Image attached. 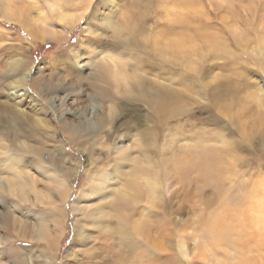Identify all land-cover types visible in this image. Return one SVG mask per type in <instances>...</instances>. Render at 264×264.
Masks as SVG:
<instances>
[{"label": "rangeland", "instance_id": "1", "mask_svg": "<svg viewBox=\"0 0 264 264\" xmlns=\"http://www.w3.org/2000/svg\"><path fill=\"white\" fill-rule=\"evenodd\" d=\"M53 1L7 0L15 18L0 13V142H10V130H18L13 142L21 163L31 166L26 176L32 187L18 207V199L0 189V210L14 209L17 220L30 227L44 218L49 230L47 237L31 240L0 224V264H264V222H252L260 214L253 204L264 208V0H149L152 17L140 46L128 30L113 35L100 26L115 22L118 31L134 0H56L67 12L87 9L74 23L56 18L48 7ZM41 11L52 33L36 38L26 26L43 31L37 22ZM163 36L168 44L182 40L181 56H160L155 45L165 44ZM64 54L67 64L59 60ZM146 55L166 72L141 68ZM17 58L26 65L14 72L8 63ZM190 58L192 68L186 64ZM30 68L34 86L12 85ZM133 76L142 77L148 93L164 85L180 100L158 114L148 96L138 94ZM103 78L109 82L94 89ZM103 89L111 100L103 99ZM93 96L100 102L91 108ZM8 101L17 106L16 117L1 108ZM115 105L124 110L110 120L106 111ZM29 114L48 126L34 127ZM87 118L105 125L91 128L84 124ZM72 126L77 133L71 137ZM145 132H150L147 160L140 139ZM122 149L128 158H115ZM157 164L156 202L143 195L131 210L122 197L110 208L103 207L102 194L88 193L74 212L73 200L98 171L111 172L108 183L115 190L127 187L129 178L150 190L145 175L131 173L148 165L153 175ZM86 205L94 217L100 209L115 217L87 221ZM122 212L131 218L122 220ZM76 228L86 232L83 239H74ZM142 245L150 249L146 263L139 256L147 252ZM23 249V260L15 262L13 253Z\"/></svg>", "mask_w": 264, "mask_h": 264}, {"label": "bare ground", "instance_id": "2", "mask_svg": "<svg viewBox=\"0 0 264 264\" xmlns=\"http://www.w3.org/2000/svg\"><path fill=\"white\" fill-rule=\"evenodd\" d=\"M30 1L34 2L35 0H30ZM149 3H150L149 0H134L132 2V8H133L132 9V13L129 16L125 17V20H123V24H120L121 26H120L118 31H116L115 24H114L115 22L101 21L100 22V26L104 30L111 29L113 35H115V33H121L124 30H128V32H129L128 35L129 36H133L131 38L134 41L133 44L137 45V46H140V44L142 42L141 41V35L146 32L145 23L148 22L151 19V17H152L151 16V12H150ZM8 4L9 3H7V0H0V13H2V15L5 16V17L9 16L10 14H11L10 17H12V15L16 16V13L11 11V9H10ZM48 4H49L48 5L49 10L51 12H53L55 14L56 18L62 23H72L76 19L80 18L84 14V12L87 10L86 8H83L78 13H71V12H67V11L62 10L61 6L59 5L61 3H59V1L55 0V1L50 2V3L48 2ZM15 16L12 17V18H15ZM91 18L92 19L95 18V12H92ZM9 19H11V18H9ZM30 19L31 18H29V20ZM37 20H38L37 22L42 24L43 31H40L39 29H33L32 27H29V26L28 27L26 26V28H27V31L29 32V34H31L32 36H34L36 38L37 37L42 38V37H44L45 34L47 35L48 32H49V31H47V29H48L47 28L48 27L47 24H48V20L49 19H47V16L41 11V12L38 13V19ZM27 21H28V19H27ZM33 22H34V25L38 26L36 21H33ZM100 36L96 37L95 41L100 42V40H101ZM161 39L163 40L162 44L165 43L164 45H160L159 43H158L159 45H157V44L155 45L154 44L156 49L159 50V52L161 54V55L159 54L160 56L168 55L170 57L171 56L175 57L176 55L177 56H181L182 55L181 51H182V48L185 46V44L182 42V40H178V38H177V39H174L173 42H170L171 44H168V40L165 38V36H163ZM192 39L193 38H190L188 41H190ZM149 42H147V43H149ZM112 48H115V43L112 44ZM155 52H157V51H155ZM146 54H148V53L146 52ZM177 56H176V58H177ZM149 57H150L149 55L148 56L146 55V58L142 57L143 58L141 60L142 64L140 65L141 68L146 66V67L151 68L152 70L153 69H158L159 70L158 72H161V73H165L166 72V68H165L163 63H160L159 61H154L153 59H150ZM74 58L77 61V63H79L80 56L78 54H75ZM193 58L187 59V61H186V64L188 66H190V67L195 65V61H194ZM59 60H62V62L64 64L69 63V57L66 56V54L61 55ZM24 65H26V59L22 60L21 58L20 59L17 58V59L11 60V62L8 63V68H10L11 71L16 72V71H19ZM169 68H171V67H169ZM31 69L32 68L28 69L27 71H24L19 78L13 80V84L12 85L18 86L19 89H23V88H26V87L29 88L30 86H34L35 85V83H34L35 80H34V77L32 78L31 75H30L31 71H32ZM193 69H194V67H193ZM181 70H183V69H181ZM169 71H170V69L167 72H169ZM169 75H171V74H169ZM111 76H112V78L113 77L115 78V70L112 72ZM137 76H133V78H134L135 83H136V88L138 90V94H144V95L148 96V100L151 102V105L155 107V109L157 110L156 112L158 114L162 113V111H164L166 113V108H167V106L170 103L177 102L178 100H180V96H179L178 93L177 94H173V92H169L168 91L169 88L166 89L164 87V85H162V87L160 86V87L156 88L155 92L148 93L147 89L149 87L147 88L146 84L143 83L144 81L142 80V77H137ZM139 76H142V75H139ZM29 77L31 79H29ZM118 78L124 79L123 76H118ZM109 79L110 78H103L102 79L103 83L100 84V85H97V86H93L94 89L101 88L103 85H105V84H107L109 82ZM127 90L128 89H123L122 94H126L125 92ZM100 93L102 95H104L103 96L104 100H111L113 98L112 93L108 89H103V92H100ZM91 100H92V105L90 106L91 108L97 107L99 105V102H100L99 101V97L93 96V98H91ZM1 106H2L1 108H3L4 111H8L11 114V116L15 115L13 117H16L15 110H16L17 106H15V103L11 104L8 101L7 105H5V103L4 104L2 103ZM121 110H124V108L123 107L119 108V106H117V105H115L114 107L110 106L109 109L106 111V117L110 118V120H112L114 117H116L118 114L121 113ZM29 115L26 116L27 117V121H29L34 127H36V125H37V127H40L42 125L45 126V127L48 126L47 123L43 122L42 119L40 120L39 117L33 118L32 114H29ZM103 121L104 120L102 119V120H100L101 123L97 122V121L93 122V121H90L87 118L86 122H84V124L87 125V126H93L91 128L103 127L105 125V123H104L105 121L104 122ZM85 125H83L82 127L84 128ZM17 131L13 130V129L10 130V133L12 135V138H11L10 142H9V140L7 142H0V156H2L1 157L2 159H0V189L7 188V191H9L13 196H15L18 199L17 201H15V204H16L15 207L19 206L18 204L20 203V201H23V200L27 201L28 200L27 199L28 197H27L26 194H27V191L31 190V188H32V187H30L31 186V184H30L31 182H29V180L27 179V176H26L28 174V170H29L28 167H31V166H27L25 164H22L23 162L21 163V160L19 158V154H21V153H20V151L17 150V148L15 146L16 144L13 142V139L15 138ZM113 131L111 132V134L113 133ZM69 133H70L71 137L73 136V134L77 133V130H75L74 126H72L70 128V132ZM149 135H150V132H148V134H147V132H145V133H142V135H140V139L142 141H144V146L148 148V149H146L144 147L143 154L146 152V150H150L149 140H148V136ZM0 139H2L1 135H0ZM150 154H151V151H149L146 154H144L142 158L144 160L145 159L147 160L148 159V155H150ZM121 156H124V158H128V157H126V156H128V153H126V151L124 149H122V150L119 151L118 154H116L115 158L119 159ZM139 157H141V156H139ZM136 158L139 160L138 157H136ZM57 160H58L57 158L56 159L54 158V161H56L55 164H57L56 166H58V168H60L61 171L62 170L66 171L67 169H65L62 165H60L59 161H57ZM113 164H114V166L116 165L115 163H113ZM159 164L156 165L157 167L154 169L153 175L150 174V170L148 168V165L145 166L143 169H139V168L138 169H133L132 170L133 172L131 173V174H133L132 175L133 177L130 175L132 178L141 177L140 176L141 173L143 175H145L146 176L145 184L147 183V185H150V190H148L146 188H142L141 185H140L141 187L138 186L137 182L133 181V180H130V178H129V181L127 180V182L124 180L125 184L127 185V187H124L123 189L122 188H118L117 190H115L113 185L110 188V184L108 183V182H110L109 179H110L111 172H101V171L97 170L98 171L97 175L94 176L93 178H89L90 182H88V184H90V186L88 188H86L85 191H83V192L81 191L77 195V197L73 200V204H72L73 206L72 207H73L74 212L77 213V211H78L77 203H78L79 199H83V196L88 195V193H89V195L102 194L103 196H102L101 199L103 201V203H102L103 207H106V205H109L110 208L114 207V204H115V201H116L115 199L119 200L122 197H127L130 200L129 201L130 202V207L129 206L128 207L131 210H132V208H134L135 204H137L139 201H141V197L143 195H147V202L149 201V199H150L149 197L150 196H153L152 197V201L151 200L150 201L152 203L156 202L155 198L156 197L160 198V196H161V191H160L161 176H159V174H160ZM115 167H117V166H115ZM117 169L115 168L114 171L116 172ZM158 170H159V172H158ZM63 171L61 173L63 175H65ZM68 171L70 172L69 169H68ZM7 172H9V173H7ZM53 178H55V177H53ZM143 186L146 187V185H144V184H143ZM107 188H110L111 190H113L111 194H110L111 190L108 193L106 192ZM106 193L109 194V195H107ZM62 195H63V200H65L66 196L68 195L67 189H66L65 192H63ZM109 197H110V199H108ZM129 202H128V204H129ZM253 206L255 207V209H258L260 211V214L259 213H255L254 216L252 217V222L255 225H259L260 223H262V221L264 222V216L262 214L264 208H263V206L261 205L260 202H255L253 204ZM87 208H88V206L85 207L86 213L84 214L85 217L87 218V221L90 220V219H92V221H93V220H95L97 218L102 220V219H105V218H114L115 217V215H114L115 212L113 213L112 210H110V209H108L107 211L103 210V209H100V210L97 211V214H95V217H94L93 214L91 213V211H93V210H89V209L87 210ZM3 210H0V224L4 225L5 227L9 228L10 230L16 232L17 234H19V236H25V235L27 236L28 235V237L31 240H33L36 237L43 239V238L48 236L49 230H48V227H47V223H45L44 220H43L44 218L42 220H40L41 217H38L39 220H34L35 223L33 224L32 227H30L28 225L29 222H27L26 220H24V221H22L20 219L17 220V216H15L13 214V211H15L14 209L11 208V209L7 210V209L4 208ZM62 213H63V211H62ZM120 216L122 217L121 218L122 220H126V219L128 220L129 218H131L125 212H122ZM15 222L18 223L17 226L14 225ZM98 225H100V223ZM34 232H35V234H34ZM85 233L83 231V228H80V229L76 228V233H75V238L74 239H83L86 236ZM124 235H126L125 232H124L123 236ZM216 235H218L220 237L222 235V233L221 232H216ZM126 237H127V235H126ZM2 239H3V236L0 235V243L3 242ZM142 248H144V250L147 251V252L141 253L139 256L141 257V260L144 263H146L145 261L150 260V256H149V250L150 249H149V247L147 245H142ZM179 249L181 250V251L179 250V252L182 255H186L187 254V252L185 251L183 246H181ZM25 252H26V250L23 249L22 252L13 253V259L15 260V262L22 261L23 260L22 256L25 254ZM155 255H157V254H155ZM49 261H50L49 259H46V262H49Z\"/></svg>", "mask_w": 264, "mask_h": 264}]
</instances>
